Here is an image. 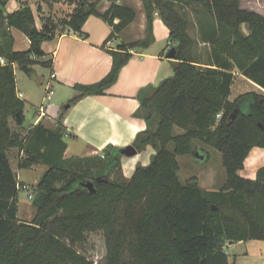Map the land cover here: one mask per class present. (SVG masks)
I'll return each mask as SVG.
<instances>
[{"label": "trees", "instance_id": "obj_1", "mask_svg": "<svg viewBox=\"0 0 264 264\" xmlns=\"http://www.w3.org/2000/svg\"><path fill=\"white\" fill-rule=\"evenodd\" d=\"M8 1L0 0V58L6 59L4 64L0 60V264H230L228 241L264 239V165L256 179L240 174L251 149L264 147V93L229 99L235 68L264 88V14L242 8L240 0H186L202 6L212 21L204 37L210 58L202 62L194 52L197 40L189 32L190 22L178 7L182 0H143L145 36L109 50V73L95 83L76 85L79 94L70 100L72 105L84 96L105 94L132 51L155 41L158 12L176 47L174 74L138 92L135 115L147 127L133 145L138 152L148 145L156 152L128 178L118 146L64 157L65 110L54 129L38 123L24 136L12 122L26 106L18 92L16 64L28 65L30 72L35 64L51 68L53 59H43V42L67 28L81 32L91 15L112 26L110 40L136 19L135 7L113 2L101 12L102 0H70L77 5L68 17L45 16L40 28L30 4L7 12ZM13 28L29 38L27 49H14ZM176 127L185 132L176 133ZM195 138L223 155L227 181L218 190L203 189L195 177L182 182L178 176L177 157L193 152ZM13 148L25 153L19 168L47 165L33 200L36 214L29 222L18 218L20 182L11 163ZM89 180L95 192L83 186ZM93 233L105 238L102 263L85 248Z\"/></svg>", "mask_w": 264, "mask_h": 264}, {"label": "crops", "instance_id": "obj_2", "mask_svg": "<svg viewBox=\"0 0 264 264\" xmlns=\"http://www.w3.org/2000/svg\"><path fill=\"white\" fill-rule=\"evenodd\" d=\"M113 2L131 5L137 11L136 19L119 35L107 40L112 32V26L102 17L91 15L81 32L67 28L62 32L57 31L54 39L43 42V49L47 53L43 59H53L48 79L50 80L51 74L55 73L56 77L51 80L59 86V89L56 90L53 87L54 95L60 91L57 101H67L68 105L61 109L56 103H51L50 110L48 111V108L45 115H40L38 112L39 115L30 129L38 123L54 129L57 118L62 110H65L62 120L66 129L63 137L67 143L64 151L65 158L94 155L110 145L125 147L133 144L137 134L147 127L146 121L135 115L140 106L137 96L139 90L147 86H158L164 79L170 77V74L174 73L172 59L167 58V52L172 47L169 39L170 30L156 12L153 22L155 41L147 48H138L132 51L133 55L122 68L116 83L105 94L87 95L74 104H70V100L79 94L76 85L95 83L109 73L113 63L109 50L116 49L121 42H130L145 36L147 20L143 0H102L98 7L99 11L104 12ZM25 4L32 6L36 23L40 28L43 17L50 15L54 18L68 17L77 5L70 0H9L6 10L13 12ZM243 8L254 10L250 7ZM258 12L264 14V10ZM16 30L19 31L15 28L12 29L15 50H17L14 33ZM25 40L29 47L30 40L26 35ZM234 73L235 78L242 75L257 89L264 90L237 68ZM18 92L23 98L19 87ZM13 151H18L19 158L25 154L18 148H13L11 152ZM155 152V149L148 145L145 150L133 157L123 156L122 165L125 175L132 176L137 164L141 162L146 165ZM37 165L33 164L31 167L18 169L12 166L19 177L20 170H33ZM263 165L264 147H253L244 161V167L240 170V174L246 178L256 179L258 170ZM225 250L230 264H264V239L228 241Z\"/></svg>", "mask_w": 264, "mask_h": 264}, {"label": "rangeland", "instance_id": "obj_3", "mask_svg": "<svg viewBox=\"0 0 264 264\" xmlns=\"http://www.w3.org/2000/svg\"><path fill=\"white\" fill-rule=\"evenodd\" d=\"M240 5L241 7L243 6L254 8V11L256 12H263L264 10V0H240ZM178 7L181 12L188 18L190 22L189 32L197 40L194 51L197 59L202 62H208L211 49L210 45L204 41V37L211 31L212 28V21L209 18V15L202 6L195 3H188L186 0L179 1ZM63 14H65V12H63ZM242 28L244 33L249 32V27L247 24H244ZM14 33L16 36L15 48L17 50L27 49L28 44L25 40V35L21 31L17 30L14 31ZM15 71L17 74L19 91L23 93V99L26 102V106L24 111V121L22 124L23 126L19 127V125H17L16 121L14 120L12 124L13 126H18L16 127V130H18L24 136L26 134V129L27 131L28 129H30V126L34 123L35 119L39 115L38 112L43 102L47 83H50L51 86L55 88V90L59 89V86L55 81L48 79L51 72L50 68L45 67L41 64L33 65L29 74L22 70L21 67L17 64L15 67ZM173 74L174 73L170 75L172 76ZM247 92H257L263 94L264 90L259 88L257 89L252 82L245 79L242 75H238L234 79L229 99H235L236 97ZM59 93L60 91L57 92L56 95H54V92L52 99L50 100V104L56 103L58 106H60L61 109H63L67 107L68 102L57 101ZM49 110L50 108L48 109V111ZM175 132L184 133L185 129L176 127ZM192 147V153L178 155L177 157L179 162L178 176L180 180L182 182H186L189 179L195 177L199 185L205 190L212 191L220 189L227 181V171L223 164L222 153L212 145L207 144L205 141L198 138L192 140ZM170 148H172V145H170ZM199 149L202 151L201 153L206 154L205 160H200L194 156L195 151ZM153 155H151V158L146 165L151 162ZM18 156V151H13L10 154L12 165L16 169L19 168L18 164L20 158ZM138 165L144 164L139 162L137 166ZM46 168L47 165H45L44 163H39L33 170H20V176L18 177V181L20 182L18 218L22 221L29 222L36 214V207L33 204V200L34 196L36 195L37 184L39 182L38 180H40V176ZM122 170L124 173L123 165ZM85 248L90 258H92L96 262L102 263L103 258L106 254V243L105 238L101 233L90 234L88 236V241L86 242ZM256 258H258V256H256Z\"/></svg>", "mask_w": 264, "mask_h": 264}, {"label": "water", "instance_id": "obj_4", "mask_svg": "<svg viewBox=\"0 0 264 264\" xmlns=\"http://www.w3.org/2000/svg\"><path fill=\"white\" fill-rule=\"evenodd\" d=\"M176 56V47L173 46L171 47L168 52H167V58H170V59H174ZM21 69L24 70L27 74L30 73V67H28V65H22L21 66ZM24 120V111H19L16 115V124L17 125H20ZM202 151L201 150H197L194 154V156L200 160H205L206 158V154L205 153H201ZM120 153L123 155V156H126V157H133L135 155H137L139 152H138V149L133 145H128V146H125V147H121L120 148ZM83 186H85L90 192H95L96 191V188H95V184L92 180H89V181H84L82 182ZM214 209H216L217 207L214 206L213 207Z\"/></svg>", "mask_w": 264, "mask_h": 264}, {"label": "built area", "instance_id": "obj_5", "mask_svg": "<svg viewBox=\"0 0 264 264\" xmlns=\"http://www.w3.org/2000/svg\"><path fill=\"white\" fill-rule=\"evenodd\" d=\"M1 60V63L4 64L6 63V59L4 57H1L0 58ZM54 77H56V74L55 73H52L51 74V77H50V80L53 79ZM54 89H53V86H51L50 83H47L46 85V92L44 94V98H43V102L39 108V113L40 115H45L46 113V110L50 107V100L52 99V96L54 94ZM19 96L21 97V94L19 93Z\"/></svg>", "mask_w": 264, "mask_h": 264}]
</instances>
